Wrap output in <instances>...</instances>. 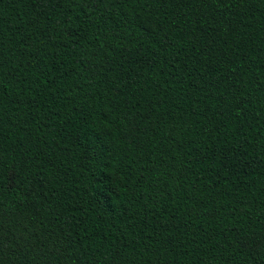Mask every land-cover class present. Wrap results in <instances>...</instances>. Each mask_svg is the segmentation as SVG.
<instances>
[{
	"label": "trees",
	"instance_id": "trees-1",
	"mask_svg": "<svg viewBox=\"0 0 264 264\" xmlns=\"http://www.w3.org/2000/svg\"><path fill=\"white\" fill-rule=\"evenodd\" d=\"M0 264H264V0H0Z\"/></svg>",
	"mask_w": 264,
	"mask_h": 264
}]
</instances>
